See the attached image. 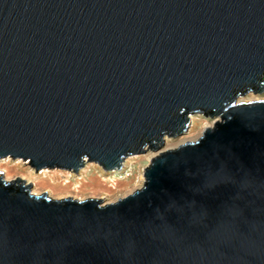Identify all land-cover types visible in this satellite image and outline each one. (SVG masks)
I'll use <instances>...</instances> for the list:
<instances>
[{"label": "water", "instance_id": "water-1", "mask_svg": "<svg viewBox=\"0 0 264 264\" xmlns=\"http://www.w3.org/2000/svg\"><path fill=\"white\" fill-rule=\"evenodd\" d=\"M264 0H0V160L118 170L114 202L0 171V264H264ZM214 120L164 149L189 116Z\"/></svg>", "mask_w": 264, "mask_h": 264}, {"label": "rangeland", "instance_id": "rangeland-1", "mask_svg": "<svg viewBox=\"0 0 264 264\" xmlns=\"http://www.w3.org/2000/svg\"><path fill=\"white\" fill-rule=\"evenodd\" d=\"M264 99V94H248L240 100ZM188 130L176 137L165 140L164 149L174 148L187 141H195L201 135L208 123L214 120L202 112H195L189 116ZM156 152L134 154L127 157L118 170L106 172L99 165L85 163L79 172L61 169H41L34 171L29 163L22 160L5 158L0 160V171L7 180L17 176L27 178L30 182V192L37 195L45 192L52 199L71 197L73 199L102 198V204L114 202L141 187L144 182L143 169L149 165ZM26 183V184H27Z\"/></svg>", "mask_w": 264, "mask_h": 264}, {"label": "bare ground", "instance_id": "bare-ground-1", "mask_svg": "<svg viewBox=\"0 0 264 264\" xmlns=\"http://www.w3.org/2000/svg\"><path fill=\"white\" fill-rule=\"evenodd\" d=\"M204 126L208 127V123H206ZM22 181L24 182V184L27 183V178L25 177H21ZM32 194H35V193H32Z\"/></svg>", "mask_w": 264, "mask_h": 264}]
</instances>
